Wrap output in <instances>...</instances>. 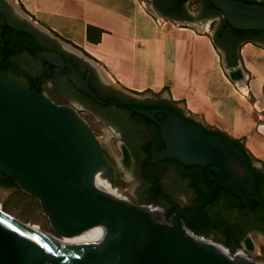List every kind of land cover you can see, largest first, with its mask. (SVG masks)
I'll list each match as a JSON object with an SVG mask.
<instances>
[{"label": "water", "instance_id": "obj_1", "mask_svg": "<svg viewBox=\"0 0 264 264\" xmlns=\"http://www.w3.org/2000/svg\"><path fill=\"white\" fill-rule=\"evenodd\" d=\"M8 1L22 17L32 20L15 0ZM208 1L232 29L264 32V3ZM159 2L156 0L153 4L157 12L155 6ZM186 6L188 8V4ZM34 24L65 49L85 56L106 82L124 89L99 63L38 23ZM42 57L49 64L71 69L76 87L106 104L97 98L88 79L59 54L46 53ZM239 69L241 77H230L242 90L248 76L242 66ZM162 95L171 101L166 89ZM176 104L191 118L184 102ZM137 112L155 122H158L157 113L166 116L164 122H158L165 148L152 151L151 163L172 159L185 167L219 169L220 177L210 194L197 205L194 217L179 211L169 224L143 206L128 201L115 189L118 187H113V169L104 155L101 141L108 145L118 165L121 164L122 156L115 153L108 129L103 127L100 141L76 109L57 105L45 94L11 81L0 70V174L39 200L59 236L43 235L0 212V264H260L244 256V249L258 252L253 240L251 248L232 253L221 238L213 235L214 244L205 241L200 238L203 235L191 233L181 220L190 228L200 227L206 218L204 207L213 201L219 190L239 198L253 196L264 208L245 154L227 138L211 134L200 124L168 110ZM239 141L244 145V138ZM118 145L116 143L117 148ZM253 161L262 170L261 162ZM128 191L133 195L132 188ZM94 228L102 231L95 241L78 244L66 241ZM258 242L263 243L259 238Z\"/></svg>", "mask_w": 264, "mask_h": 264}, {"label": "flooded vegetation", "instance_id": "obj_2", "mask_svg": "<svg viewBox=\"0 0 264 264\" xmlns=\"http://www.w3.org/2000/svg\"><path fill=\"white\" fill-rule=\"evenodd\" d=\"M150 1L152 4L156 3V0ZM257 2L264 3V0ZM155 7H158L157 10L164 18L172 22L177 20L192 24L198 20L208 21L210 28L217 21L214 34L211 35L212 42L223 68L229 71L227 74L231 77H241V50L246 43L264 47V35L235 37L225 29L224 19L208 14L205 7L194 14L185 6L188 16L178 17L172 13H163L158 4ZM18 47L21 50L12 55L11 63L6 65L3 53ZM46 53H57L67 64L73 65L83 78L88 79L97 98L106 104L81 92L71 79L73 71L68 67L49 64L42 57ZM84 57L65 49L59 41L42 32L32 20L22 17L8 0H0V67L4 69L3 74L23 87L45 94L57 105L83 111L99 126L108 129L111 141L119 144L118 150L122 156L121 164L118 165L108 145L101 141L104 155L113 169V187L119 182L129 185L133 189L132 197L135 202L155 213L165 223L171 224L179 211H185L194 217L197 205L210 194L211 187L218 180L212 182L215 170L209 169L211 166L185 167L172 159L151 163L152 151L165 148L158 122H164L166 116L157 113L155 117L158 122H155L137 110H168L188 121L199 123L161 94H136L106 82L96 66ZM115 189L124 195L119 188ZM228 194L230 193L219 190L213 201L204 207L206 218L200 227L190 228L181 219L183 225L193 234L221 238L222 243L229 249L235 248V252L251 248L253 238L264 241V208L261 206L262 209L257 210L253 207L234 210L230 208L232 200ZM262 194L264 196V189ZM215 216L230 223L236 237L224 239L218 236V229H215L217 224L210 221Z\"/></svg>", "mask_w": 264, "mask_h": 264}, {"label": "crops", "instance_id": "obj_3", "mask_svg": "<svg viewBox=\"0 0 264 264\" xmlns=\"http://www.w3.org/2000/svg\"><path fill=\"white\" fill-rule=\"evenodd\" d=\"M15 1L33 21L104 67L122 88L154 95L168 89L171 101L184 102L204 128L244 138L264 171V123L261 111L250 104L264 100L263 47L243 46L241 66L248 78L241 90L220 59L212 63L211 53L217 52L212 40L198 36L190 46L181 37L161 34L138 0Z\"/></svg>", "mask_w": 264, "mask_h": 264}, {"label": "rangeland", "instance_id": "obj_4", "mask_svg": "<svg viewBox=\"0 0 264 264\" xmlns=\"http://www.w3.org/2000/svg\"><path fill=\"white\" fill-rule=\"evenodd\" d=\"M138 1L141 3L143 9L147 12L148 18L151 17L153 18L154 26L157 27L158 32H160L161 34L167 36L174 35L181 37L183 40L188 41L190 43V46L193 45V43H195V41L198 39V36H204L206 39L212 40L211 35L214 34V28L218 23L217 21L211 24L210 28L208 26L210 22L208 21L203 22L201 20L194 21V23L190 25L174 23L172 21L167 20L159 12H157L150 0H138ZM257 1H261V0H257ZM201 6L202 4H197L193 1L188 3V9L191 12L199 11ZM91 30H93L92 27L89 28V33L91 32ZM215 53L216 55L214 54V52L211 53V55L213 54L212 56H214L211 57L212 63H215L216 61L214 59L215 57H217V62L218 59H220L218 52ZM167 91L169 90L167 89ZM146 93H149V91ZM162 93L163 92H161V94ZM159 94H155V95H159ZM250 104H252L251 106H253L254 108H257L261 111L260 113L262 117L259 119V121L260 123H264V111H262L264 110V100L262 99V97H260L256 101L251 100ZM78 112L84 119H86L89 122L90 127L93 129L96 136L101 141V138L103 137V126H99L98 123H96L83 111H78ZM116 143L117 142L115 141H111L115 153L119 157H121V154L116 146ZM114 185L123 191L125 197L131 203L140 206L135 202L134 198L129 193L128 189L131 188L129 185H125L123 182H119ZM0 212L6 217L24 226L35 229L43 235L53 238L59 237L52 229L49 219L44 214L39 200L34 196L25 192L22 188L8 189L0 185ZM200 238L211 243H213L212 240H214L213 236H207V237L200 236ZM253 241L258 247V252L251 253L247 249H244L243 252L246 255V257H249L253 259L255 262H258L260 264H264V241L263 243H260L258 242V238H253Z\"/></svg>", "mask_w": 264, "mask_h": 264}, {"label": "trees", "instance_id": "obj_5", "mask_svg": "<svg viewBox=\"0 0 264 264\" xmlns=\"http://www.w3.org/2000/svg\"><path fill=\"white\" fill-rule=\"evenodd\" d=\"M189 1H193L197 4H203L205 7V10L208 14H212V15H216V16H222L221 12H219L214 6H212L210 4V2L208 0H160V2L158 3L159 8L163 10V13L170 15L171 13L178 17V16H188L187 11H186V3ZM237 1H244L246 3H259V4H263V2H257L255 0H237ZM224 24H225V29L229 31V33H231L232 35H234L235 37H239V38H244L247 37L248 35H254V36H258V35H264V32H244V31H238V30H234L232 29L227 22L224 20ZM21 50L20 47H18L17 49L14 50H10L9 52H5L2 55V58L4 59V62L6 65L10 64V57L12 55H14L15 53H18ZM6 51V50H3ZM0 70L3 72L4 69H2L0 67ZM5 73V72H3ZM211 134H215L218 135L220 137H224L227 138L228 140L232 141L240 150L242 153L245 154L250 169L254 174V178H255V182H256V186H257V193L258 196L261 200H264V196L262 194V190L264 189V171L257 168L254 164L253 158L252 156L248 153V151L246 150L245 146L239 141V140H234L230 137H228L226 134L219 132V131H210ZM209 169H214L215 170V176L212 179V182L215 183V181L220 177V171L217 167H209ZM0 185L8 188V189H17L20 188V186L14 182L13 180H11L10 178H8L7 176L1 175L0 174ZM220 192H225L223 190H220ZM231 194V193H230ZM228 194L231 198V202H230V208L234 209V210H238L240 209H247L249 207H253L254 209H262V207L256 202L255 198L253 196H242L241 198L234 196L233 194ZM264 211V210H263ZM212 224H217V226L215 227V229H218V231H216L217 235L220 237H223L224 239L226 237L228 238H233L236 237L235 231H234V227L228 223V222H224L223 219H221L220 217H212L211 220ZM168 222V221H166ZM233 236V237H232ZM225 247H227L225 245V243H223ZM230 251L232 253L235 252V248L230 249Z\"/></svg>", "mask_w": 264, "mask_h": 264}, {"label": "bare ground", "instance_id": "obj_6", "mask_svg": "<svg viewBox=\"0 0 264 264\" xmlns=\"http://www.w3.org/2000/svg\"><path fill=\"white\" fill-rule=\"evenodd\" d=\"M143 27V26H142ZM159 38V37H158ZM77 41L78 43L82 44L83 43V39H82V36H81V33H79L77 35ZM147 42V41H146ZM146 44V43H145ZM157 44V42H156ZM165 47V46H164ZM149 49V48H148ZM149 55V54H148ZM157 58V57H156ZM102 234V231L100 228H94V229H91V230H88L86 232H84L83 234L79 235V236H76V237H73V238H69L68 240H66L67 242H70V243H75V244H78V243H86V242H92V241H95L97 240Z\"/></svg>", "mask_w": 264, "mask_h": 264}, {"label": "built area", "instance_id": "obj_7", "mask_svg": "<svg viewBox=\"0 0 264 264\" xmlns=\"http://www.w3.org/2000/svg\"><path fill=\"white\" fill-rule=\"evenodd\" d=\"M129 201V200H128ZM235 256V255H234ZM244 256H246L245 254H244Z\"/></svg>", "mask_w": 264, "mask_h": 264}]
</instances>
